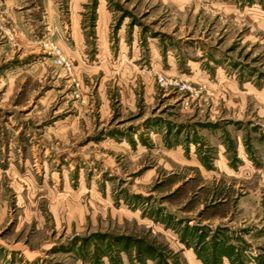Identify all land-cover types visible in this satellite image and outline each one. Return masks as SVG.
Wrapping results in <instances>:
<instances>
[{
  "label": "rangeland",
  "instance_id": "rangeland-1",
  "mask_svg": "<svg viewBox=\"0 0 264 264\" xmlns=\"http://www.w3.org/2000/svg\"><path fill=\"white\" fill-rule=\"evenodd\" d=\"M0 264H264V0H0Z\"/></svg>",
  "mask_w": 264,
  "mask_h": 264
}]
</instances>
